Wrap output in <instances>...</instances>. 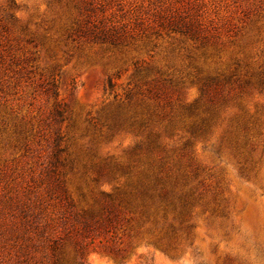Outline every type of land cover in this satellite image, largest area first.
<instances>
[{"label": "rangeland", "instance_id": "obj_1", "mask_svg": "<svg viewBox=\"0 0 264 264\" xmlns=\"http://www.w3.org/2000/svg\"><path fill=\"white\" fill-rule=\"evenodd\" d=\"M0 264H264V0H0Z\"/></svg>", "mask_w": 264, "mask_h": 264}, {"label": "trees", "instance_id": "obj_2", "mask_svg": "<svg viewBox=\"0 0 264 264\" xmlns=\"http://www.w3.org/2000/svg\"><path fill=\"white\" fill-rule=\"evenodd\" d=\"M138 187L139 188H136L135 191H132L125 196V203L127 206L137 210L139 217H141L145 213L149 215L151 213L150 217H153V220L155 221L157 215L161 214L162 218L166 219L168 214L171 212H173L174 214L178 213L176 216L178 217V219L184 218L185 220L188 217V200L179 197V203H176L174 185L170 184V182L164 181L162 178L155 176L150 184H141ZM120 207L121 204L115 205L112 202V205L106 210L107 214L105 218H99L95 220V217L93 215L89 216V220H85L82 223L85 232H97L96 235L98 236H100L102 233H110L115 225V222L118 219L119 212L117 211V209H119ZM177 208H180L179 212H177ZM150 217L147 218L150 220ZM101 227L104 228L103 232L99 231ZM190 227L191 225H188V227L186 228L188 229ZM154 241L161 244V246L163 247H170V244L168 242H163L161 237L154 238Z\"/></svg>", "mask_w": 264, "mask_h": 264}]
</instances>
